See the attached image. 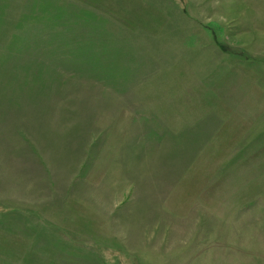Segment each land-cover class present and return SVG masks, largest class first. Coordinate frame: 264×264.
I'll use <instances>...</instances> for the list:
<instances>
[{"label":"rangeland","instance_id":"374dc122","mask_svg":"<svg viewBox=\"0 0 264 264\" xmlns=\"http://www.w3.org/2000/svg\"><path fill=\"white\" fill-rule=\"evenodd\" d=\"M0 223V264H264V0H0Z\"/></svg>","mask_w":264,"mask_h":264},{"label":"trees","instance_id":"16d2710c","mask_svg":"<svg viewBox=\"0 0 264 264\" xmlns=\"http://www.w3.org/2000/svg\"><path fill=\"white\" fill-rule=\"evenodd\" d=\"M23 219V218H22ZM25 219V218H24ZM5 220V219H4ZM4 220L1 219V223L3 222L5 227L9 228L6 222H4ZM11 220V219H9ZM21 220V219H20ZM18 220V221H20ZM14 222V221H13ZM0 223V224H1ZM16 223V222H15ZM19 223V222H18ZM2 227V228H1ZM1 230L0 232H2L3 234H0V242L4 243L5 245H7L6 243V238H5V234H10L12 235V239L10 240V242L8 244H10L11 246H16L14 249L12 248L13 251H17L19 249H21V247H17L20 245H26L27 243L32 242L34 239H36V232L34 229H22V231H17V232H10L6 233V231H8L7 229L3 230V226H0ZM22 228V227H21ZM27 248H23L24 251H26ZM3 251H5L3 249ZM27 254L29 255V252H27Z\"/></svg>","mask_w":264,"mask_h":264}]
</instances>
